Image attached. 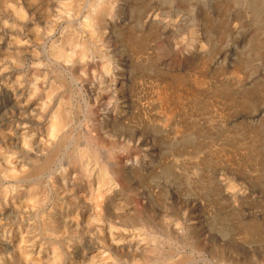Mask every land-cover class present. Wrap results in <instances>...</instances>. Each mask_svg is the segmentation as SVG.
Masks as SVG:
<instances>
[{"label":"rangeland","instance_id":"rangeland-1","mask_svg":"<svg viewBox=\"0 0 264 264\" xmlns=\"http://www.w3.org/2000/svg\"><path fill=\"white\" fill-rule=\"evenodd\" d=\"M90 1L0 0V171L14 170L0 175V264H46L57 252L58 264H141L132 254L154 246V264H264V24H254L249 0H110L113 16L94 39L84 25ZM203 15L225 19L224 35L206 34ZM70 34L87 41L91 69L78 65L77 47L53 55ZM59 98L71 112L66 138L47 174L28 179ZM87 144L114 184L98 198H109L113 217L93 224L76 194L88 197L96 180L87 185L67 163ZM35 181L44 188L34 209L53 235L22 194ZM134 226L156 240L109 247Z\"/></svg>","mask_w":264,"mask_h":264},{"label":"bare ground","instance_id":"bare-ground-1","mask_svg":"<svg viewBox=\"0 0 264 264\" xmlns=\"http://www.w3.org/2000/svg\"><path fill=\"white\" fill-rule=\"evenodd\" d=\"M162 1V0H161ZM188 1V0H186ZM70 2V1H69ZM168 3L171 5V2L168 1ZM248 5L250 7V10L252 12V15H253V19L255 20V23L254 24H260V22L262 24H264V13L263 12V9H264V0H249L248 1ZM168 7V6H167ZM186 7V6H185ZM161 9V6H158V10ZM158 12V11H157ZM109 15L112 17L113 14H112V11H111V1L110 0H91L89 2V10L88 12L85 14L84 16V25L85 27L87 28L88 30V33H90V37H94L95 35L97 36V34L99 33L100 36H101V32L104 31V29L109 25L110 23V20H111V17H109ZM158 15V13H155V16ZM203 19L204 20V31L207 33H209L210 29L211 28H215L218 29H222V31L220 33H224L225 29L223 28L226 23L224 22L225 19H222L221 22L217 23L213 20V18H211L209 15H203ZM138 18V17H137ZM190 23V22H189ZM225 24V25H224ZM220 25H222L223 27H221ZM262 26V25H261ZM257 27V26H256ZM264 27V25L262 26ZM227 32V31H226ZM263 32V31H262ZM264 33V32H263ZM77 34V33H76ZM224 35V34H223ZM70 36L72 37V35L70 34ZM78 36V35H77ZM207 36V35H206ZM210 36V35H209ZM208 36V37H209ZM65 37V36H64ZM63 37V38H64ZM89 39V37H88ZM94 39V38H93ZM100 41V39H99ZM134 39H131L129 40V44L128 46H131L133 50H135L136 48V52L137 51H141L142 48H141V44L136 42ZM142 42V41H141ZM60 44L58 45H55V43H53V45H51V51L53 52V55L57 56V57H61V58H64L68 55L67 53V48L69 47H77L78 48V52H77V56H76V59L78 60V65L83 68L84 70H89L91 69V60L90 58L88 59L87 57V54L89 53V47L87 48L86 44H87V41H84V39H80L78 40V38L76 36L72 37V38H65V40H61L59 42ZM258 43V39H257V42L256 44ZM145 45V44H144ZM202 46H204L202 44ZM130 48V47H129ZM87 51V52H86ZM75 54V53H74ZM69 56V55H68ZM72 57V55L70 56ZM56 58V57H55ZM75 58V57H74ZM109 66H110V63H109V60L106 59V60H103L102 64H101V69L103 71H107L109 70ZM80 68V69H81ZM234 72V71H233ZM236 72V71H235ZM198 81H200V79H197ZM195 81V80H194ZM172 82L173 83H176V84H179V85H182L183 81L180 80V77H174L172 78ZM169 83V82H168ZM167 83V84H168ZM182 83V84H180ZM196 84L200 83V82H195ZM194 83V84H195ZM184 85V84H183ZM33 88H36V87H33ZM38 88V87H37ZM57 88L56 86H52L51 88H49L48 91H46V96H49L51 95V93L54 91V89ZM262 89V88H261ZM36 90V89H35ZM164 90V89H163ZM138 91V90H137ZM166 92V90H164ZM164 91L160 92L158 91V93L156 94L157 95V99L158 101L161 103V104H167L168 101H167V97H165L164 95ZM141 92V91H140ZM152 93V92H151ZM162 93V94H161ZM31 94V93H30ZM29 94V95H30ZM33 94V93H32ZM175 94V93H174ZM28 95V94H27ZM134 95V94H133ZM156 97V96H155ZM246 101V100H245ZM69 102V101H68ZM68 102H67V99H62V98H59L57 103H55V106L53 105V107L50 109V113H49V116H48V121H47V124H46V129L47 130V134H48V139L49 142H42V145H43V148L40 153L41 155L40 156H35L34 158H30V163L32 164L31 168L29 169L28 168V174H27V178L28 179H35V178H38L39 176H44L46 175L47 173V169H49V165H50V161L51 159H53L52 156L54 151L56 150L55 148H59V146L61 145V140H64L66 138V132L64 131L65 130V127L68 123V120H69V114L71 112L68 111ZM157 102V101H156ZM169 106V105H168ZM252 106V105H251ZM158 109V108H157ZM165 110V115H167L166 117H168L170 119V117H172L173 113L171 110L167 109V107H164L162 108ZM167 109V110H166ZM160 111V110H159ZM155 114V113H154ZM71 115V114H70ZM47 117V115H46ZM72 117V116H71ZM167 118V119H168ZM166 122V121H165ZM46 134V135H47ZM87 138V137H86ZM258 139V138H257ZM102 142V141H101ZM56 143V144H55ZM64 143V142H63ZM75 143V142H74ZM119 144V143H118ZM77 145V144H76ZM61 147V146H60ZM93 149H89V145H84L82 147H77V146H73L72 147V151L70 153V159L69 161L67 162L68 165L71 167L72 166V170L75 171V170H78V173L79 175L81 176L82 179L86 180L88 182L87 185H90L91 183V176H94L95 180H96V186H95V191L91 192V190H88L90 191V194H88L89 196L88 197H84L81 198L80 196H78V194H76V198H78L82 203H84L86 206L89 207L90 209V216H91V223H99L100 221H103V220H110L113 213H111L110 211V208H109V198H105V202L103 204H101V202L99 203L98 202V198L100 197H103V196H107L106 194H108L109 192L113 191L114 187H113V182H112V178H111V171H109L106 166L101 163V159L99 158L98 155H96L93 151H91ZM116 153V152H115ZM3 158V157H1ZM107 159V158H106ZM3 160V159H2ZM1 160V161H2ZM7 160V159H6ZM113 160V159H112ZM27 161V160H26ZM105 162V161H104ZM108 162V161H107ZM4 163V162H3ZM7 163V162H6ZM5 164V163H4ZM23 164V163H22ZM29 164V163H28ZM66 164V163H65ZM1 165V164H0ZM3 166V165H1ZM21 167H24L23 165ZM12 168V167H11ZM26 168V167H25ZM68 168V167H67ZM3 169V168H2ZM6 169V168H5ZM10 169V168H9ZM22 171L23 169L20 168ZM27 169V168H26ZM112 169V168H111ZM7 170V169H6ZM13 170V169H12ZM11 170V171H12ZM20 170V171H21ZM50 170V169H49ZM48 170V171H49ZM71 170V169H70ZM9 171V170H8ZM5 171L4 169L2 170V172L0 171V175L2 174L1 177H4V176H12L13 174L11 173V171ZM14 171V170H13ZM27 172V170H24ZM23 171V172H24ZM18 172V170H17ZM16 172V173H17ZM14 173V172H13ZM14 173L15 175H19V174H16ZM21 174V172H19ZM49 173V172H48ZM53 173V172H52ZM14 175V176H15ZM25 176V175H24ZM62 176V174H60L59 178ZM16 177V176H15ZM22 177V176H21ZM46 177V176H45ZM23 178V177H22ZM58 178V177H57ZM64 178V177H62ZM9 179V178H8ZM39 179V178H38ZM41 179V178H40ZM73 179V178H71ZM75 179V178H74ZM77 179V178H76ZM16 180V179H15ZM14 180V181H15ZM63 180V179H62ZM30 181V180H29ZM39 181V180H38ZM7 182V181H6ZM75 182V181H72V183ZM31 183V182H30ZM40 183V182H39ZM46 183V182H45ZM28 184V183H27ZM42 184V183H40ZM40 184H37L36 181L35 183L32 182V184H28V186H26L25 188H23V191H22V194L24 195L25 197V201L28 203V207L30 205V207L32 206V210H30L31 212H33V214H35L33 217L36 218V220L38 219L37 217L39 216L41 219V222H42V228L43 230H41V232L46 235V236H49V235H53L51 232L53 230H55V227H54V224L52 223V221L50 222L48 220V218H44L42 215H39L38 211H36V209H34V207L40 205L41 201L43 200L41 198V195L43 193H41L42 191V188H44L43 186H41ZM70 184V183H69ZM94 184V185H95ZM26 185V184H25ZM65 186V185H63ZM71 186V185H70ZM88 187V186H87ZM92 187V186H91ZM18 188V187H17ZM47 188V187H46ZM45 188V189H46ZM60 188V187H58ZM65 188V187H64ZM89 189V188H88ZM91 189V188H90ZM78 189H76L77 191ZM116 190V189H115ZM4 191V190H3ZM13 191V190H12ZM75 191V192H76ZM7 192V191H6ZM81 193V192H80ZM83 193V192H82ZM89 193V192H88ZM4 194V193H2ZM47 194V192H46ZM74 194V195H75ZM10 195V194H9ZM48 195V194H47ZM81 195V194H80ZM4 196V195H3ZM43 197V195H42ZM47 198V196H45ZM44 197V198H45ZM117 197V196H116ZM109 200V201H108ZM47 201V200H46ZM20 202V201H19ZM22 202V201H21ZM24 202V201H23ZM79 202V201H78ZM112 203V202H111ZM13 204V203H12ZM15 204V203H14ZM18 204V203H16ZM15 204V206H17ZM20 205V204H19ZM43 205V204H42ZM111 205V204H110ZM41 207V206H40ZM21 208V207H20ZM24 208V207H23ZM26 208V207H25ZM37 208V207H36ZM42 208V207H41ZM126 208V207H125ZM39 209V208H38ZM119 209V208H118ZM41 210V209H40ZM36 211V212H35ZM29 214H32V213H29ZM125 218V217H124ZM71 221V220H70ZM138 221V220H137ZM146 221V220H144ZM127 222V221H126ZM135 222V221H134ZM121 223V222H120ZM130 223V222H129ZM132 223V222H131ZM27 224V223H26ZM103 224V223H102ZM108 223H106L107 225ZM122 224V223H121ZM105 225V224H104ZM110 225V224H108ZM107 225V226H108ZM126 225V224H125ZM133 225H135L133 223ZM141 225V224H140ZM99 226V225H98ZM103 226V225H102ZM113 226V225H112ZM110 225V227L107 229L108 232L110 233L111 235V232L114 231V227H112ZM115 226V225H114ZM124 226V225H123ZM104 227V226H103ZM102 227V228H103ZM106 227V226H105ZM133 227V226H132ZM135 228H120L121 230H123V238L120 240V239H117L115 238L112 234L111 237H109L108 239H110L109 241V247L112 248V249H118L119 247H123V246H126V245H130L133 241L135 242H143L141 241L140 239L142 240H145L146 242H154L156 239L154 238V236H150L149 237L147 236L146 234V231L143 229V228H140L139 226H134ZM72 228V227H71ZM116 228V227H115ZM106 230V233L108 234ZM117 231H119V228H116ZM33 233V232H32ZM109 235V236H110ZM140 236H143L142 238H138ZM8 237V236H7ZM13 237V236H12ZM91 237L88 236L87 239H90ZM3 241V245L4 246H8L11 244V242H8L7 239H2ZM24 240V239H23ZM45 240V239H44ZM158 241V240H157ZM134 242V243H135ZM161 242V241H160ZM26 243V242H25ZM145 243V242H144ZM49 244V243H48ZM58 244V243H57ZM51 246V245H50ZM56 246V245H55ZM26 247V246H25ZM58 247V246H57ZM56 247V249H57ZM50 248V247H49ZM53 248V247H52ZM59 248V247H58ZM67 248V247H66ZM54 249V248H53ZM51 249V250H53ZM54 249V250H56ZM149 249V248H148ZM151 249L154 251L153 254L150 253L149 255V251L147 252H144L143 254L140 253V258L138 256H134V254H132V261L135 262L136 261H140L141 264H154V262L152 261V256L155 255L154 253L156 252V247H151ZM19 251V250H17ZM57 251V250H56ZM146 251V250H145ZM159 253H160V250H158ZM157 251V252H158ZM36 252V251H35ZM51 252H54V251H51ZM64 252V251H63ZM62 252V253H63ZM44 253V252H43ZM54 254V253H53ZM161 254V253H160ZM29 255V253H28ZM38 255V253H37ZM63 255V254H62ZM22 256V255H21ZM60 256L61 254H59V252L55 253L54 257H52V259H49L47 257V259H45V257H43L45 259V261H49L48 264H58V261L60 263ZM19 257V256H17ZM25 257V256H24ZM29 257V256H27ZM138 257V258H137ZM30 258V257H29ZM20 259V258H19ZM24 259V258H23ZM36 260L40 259L38 257L35 258ZM105 259V258H103ZM184 259V258H183ZM42 260V259H40ZM39 261V260H38ZM47 261H46V264H47ZM65 261V260H64ZM31 262V261H30ZM106 262V261H105ZM104 262V263H105ZM109 262V261H107ZM105 263V264H108V263ZM115 262V261H114ZM133 262V263H134ZM23 263V261H22ZM24 263H27V261L25 260ZM35 263V262H33ZM37 263V261H36ZM21 264V263H20ZM38 264V263H37ZM113 264H118V263H113Z\"/></svg>","mask_w":264,"mask_h":264}]
</instances>
